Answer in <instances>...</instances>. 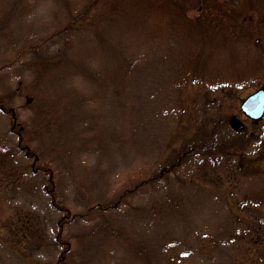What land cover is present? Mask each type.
Wrapping results in <instances>:
<instances>
[{
	"label": "rangeland",
	"instance_id": "374dc122",
	"mask_svg": "<svg viewBox=\"0 0 264 264\" xmlns=\"http://www.w3.org/2000/svg\"><path fill=\"white\" fill-rule=\"evenodd\" d=\"M162 1L0 0V264H264V0Z\"/></svg>",
	"mask_w": 264,
	"mask_h": 264
},
{
	"label": "trees",
	"instance_id": "16d2710c",
	"mask_svg": "<svg viewBox=\"0 0 264 264\" xmlns=\"http://www.w3.org/2000/svg\"><path fill=\"white\" fill-rule=\"evenodd\" d=\"M146 6L147 9L150 8L147 3L144 4V7ZM157 10H155V13L153 15L154 19L160 20L159 18L163 16L164 20L173 21V23L179 21L180 19L183 21L191 20L192 23H194L195 25H199L198 27L201 28L200 32L198 33L196 32V34L199 35L203 34L202 33L203 29L205 31L206 29L208 30V28L211 27L225 30V32L226 31L228 32V30L230 29L229 30L230 33L232 32L233 34L236 32L237 26L234 25V22L236 21L235 18L223 12L220 9V6L216 5L215 2L214 3L208 2L205 11H198L197 14H195L194 17L190 19L186 15L184 7L182 6V4L178 2V0L162 1L159 4ZM237 31H239V28L237 29ZM188 42L189 43L187 44V47L195 43L193 41H188Z\"/></svg>",
	"mask_w": 264,
	"mask_h": 264
},
{
	"label": "water",
	"instance_id": "95a60500",
	"mask_svg": "<svg viewBox=\"0 0 264 264\" xmlns=\"http://www.w3.org/2000/svg\"><path fill=\"white\" fill-rule=\"evenodd\" d=\"M241 110L245 115L256 119L259 118L264 111V87H258L249 93L240 104ZM230 122L237 128L242 129L244 123L239 121L235 115L230 117Z\"/></svg>",
	"mask_w": 264,
	"mask_h": 264
}]
</instances>
